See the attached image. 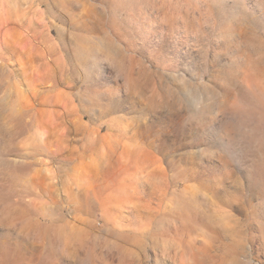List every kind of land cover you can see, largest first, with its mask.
Segmentation results:
<instances>
[{
	"label": "rangeland",
	"instance_id": "374dc122",
	"mask_svg": "<svg viewBox=\"0 0 264 264\" xmlns=\"http://www.w3.org/2000/svg\"><path fill=\"white\" fill-rule=\"evenodd\" d=\"M0 264H264V0H0Z\"/></svg>",
	"mask_w": 264,
	"mask_h": 264
}]
</instances>
